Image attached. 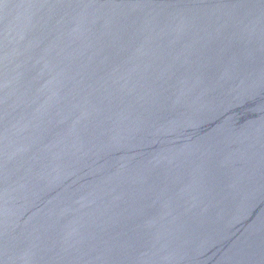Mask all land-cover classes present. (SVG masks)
<instances>
[{
    "label": "water",
    "instance_id": "95a60500",
    "mask_svg": "<svg viewBox=\"0 0 264 264\" xmlns=\"http://www.w3.org/2000/svg\"><path fill=\"white\" fill-rule=\"evenodd\" d=\"M0 264H264V0H0Z\"/></svg>",
    "mask_w": 264,
    "mask_h": 264
}]
</instances>
